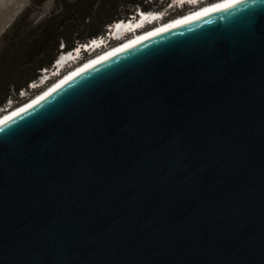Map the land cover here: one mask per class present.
I'll return each mask as SVG.
<instances>
[{
  "label": "water",
  "instance_id": "95a60500",
  "mask_svg": "<svg viewBox=\"0 0 264 264\" xmlns=\"http://www.w3.org/2000/svg\"><path fill=\"white\" fill-rule=\"evenodd\" d=\"M229 5L0 121V264H264V0Z\"/></svg>",
  "mask_w": 264,
  "mask_h": 264
},
{
  "label": "trees",
  "instance_id": "16d2710c",
  "mask_svg": "<svg viewBox=\"0 0 264 264\" xmlns=\"http://www.w3.org/2000/svg\"><path fill=\"white\" fill-rule=\"evenodd\" d=\"M170 1L162 0L160 7L156 8L158 11L153 12L165 10ZM158 2L159 0H151L150 3L148 0H76L67 10L68 14L60 20L59 17H50L42 31L26 37H22V32H19L22 19L19 18L3 36L4 42H8L10 47L0 55V111L4 112L8 102L14 106L27 97L19 98L21 94L28 92L29 84L36 82L43 70L51 69L57 60L56 55L61 53V47L71 51L92 39L105 37L108 26L114 22L126 21L130 16L135 18L139 10L152 12L155 10L152 5ZM30 93L33 92H28Z\"/></svg>",
  "mask_w": 264,
  "mask_h": 264
},
{
  "label": "bare ground",
  "instance_id": "6f19581e",
  "mask_svg": "<svg viewBox=\"0 0 264 264\" xmlns=\"http://www.w3.org/2000/svg\"><path fill=\"white\" fill-rule=\"evenodd\" d=\"M237 1V0H216L214 2H207V0H173L172 6L177 5L179 9H182L184 6H189L194 8L189 13H186L185 15L179 16L175 19L168 20L163 22V15L160 12H143L141 11L140 15H138L135 18H130L126 21H120L121 23L117 22V26L115 28H112L109 34V38L115 39L119 44L114 46L113 48L93 56L91 60L98 59L101 57H106L110 55L111 53H114V51H118L119 49H122L123 47H126L127 45L136 42L138 40L144 39L145 37H148L149 35H153L159 31H162L163 29H167L168 27H171L173 25H176L178 23H181L182 21H186L188 19L198 17L208 11H212L217 5H229L230 3ZM206 2V3H205ZM205 3V4H204ZM162 19V21H161ZM153 26L148 29V27ZM99 43H93L89 46V44L86 45V48L79 49L78 51L71 52L70 54L64 52V56H60L59 59L55 61L56 64L53 68L52 73H46V75L50 76V78H53L54 76H57V73L55 71L58 69L59 71H62V69L67 66L68 64L72 63L77 59V55L79 52L83 50H97ZM124 45V46H123ZM119 47V48H118ZM116 49V50H115ZM118 49V50H117ZM114 50V51H113ZM108 52V53H107ZM107 53V54H106ZM103 55V56H101ZM101 56V57H100ZM83 64H78L73 69L69 71V73L74 72L76 68H80ZM87 65V64H86ZM85 66V65H84ZM68 74V73H67ZM66 74V75H67ZM64 75L60 76L57 80H55L53 83H51L47 88L42 90L40 93H38L35 97L27 100L24 104H21L17 107H12L10 109H5L4 113L0 115V121L6 119L7 117H10L11 115L21 111L22 109L27 107L28 104L33 102L35 99H37L40 95L44 94L47 89H50L51 85H55L57 82H59L61 79H63ZM37 85V88H41L42 84ZM7 110V111H6ZM10 115V116H9Z\"/></svg>",
  "mask_w": 264,
  "mask_h": 264
},
{
  "label": "rangeland",
  "instance_id": "374dc122",
  "mask_svg": "<svg viewBox=\"0 0 264 264\" xmlns=\"http://www.w3.org/2000/svg\"><path fill=\"white\" fill-rule=\"evenodd\" d=\"M150 1L151 0H148L149 3H150ZM213 1H215V0H210L209 2H213ZM75 2H76V0H6V5L3 6V8H2L3 10L2 11L0 10V20L9 16L10 11L7 9V7H11V8L19 7L18 15H17L16 19L13 21L12 25L19 18H22L18 29H19V32H22V37H26V36L32 35L34 33H39L40 31H42L47 26L46 21L50 17H59L58 20H60L62 18V16H65L66 14H68V11L71 8V5L74 4ZM161 2H162V0H159L158 3H155L154 5H152V7L155 9L152 11H158V10H156V8L160 7ZM164 9L165 10H160L159 12H162V11L165 12L166 15L169 17L168 20L169 19L172 20V19H175L179 16L185 15L186 12L192 10L193 8L189 7V6H184L182 9H179L177 7V5L174 4V6H167ZM151 27H153V26L148 27V29ZM9 28L0 31V55L9 46L8 42L6 43L3 40V36L6 34V32L8 31ZM117 44H119V43L118 42H116L115 44L112 42L110 43V45H115V46ZM59 55H60V53L56 55L55 60L58 58ZM95 55H97V53H94L93 56H95ZM52 68H53V65H52L51 69L46 70L47 72H44V70H43L42 74L39 77L40 80H42L43 77L48 76V75H46V73L52 72L53 71ZM71 69H69V70H71ZM53 78L51 79V83H53L55 80H57L58 77H56L54 79ZM40 80L38 82H36V85L40 84L39 83ZM47 84L48 85L45 84L41 88L39 87L38 89L32 91L33 93L28 94V92H30V90H28V92H24L23 94H21L19 96V98H22L23 96H27V97L25 99H23V101L19 102L18 104L14 105V106L11 105V106L15 107L18 105L20 106L22 103L24 104L27 100L35 97L38 93H40L42 90L47 88V86L50 85L49 82ZM3 113H4L3 110H1L0 115Z\"/></svg>",
  "mask_w": 264,
  "mask_h": 264
},
{
  "label": "clouds",
  "instance_id": "9594fccd",
  "mask_svg": "<svg viewBox=\"0 0 264 264\" xmlns=\"http://www.w3.org/2000/svg\"><path fill=\"white\" fill-rule=\"evenodd\" d=\"M209 1H210V0H207V2H209ZM215 1H216V0H215ZM213 2H214V1H213ZM205 3H206V2H205ZM205 3H204V4H205ZM172 4H173V0H172L171 3L169 4V6H172ZM193 9H194V8H193ZM193 9H192V10H193ZM192 10H190V11H192ZM138 12H141V11L139 10ZM188 12H189V11H188ZM188 12H186V13H188ZM161 13L164 14L165 12H161ZM137 15H139V14H137ZM137 15H136V16H137ZM132 17H133V16H130V18H132ZM134 17H135V16H134ZM169 20H170V19H169ZM161 21H162V19H161ZM165 21H168V17L163 15V22H165ZM109 33H110V32H108L107 34H109ZM107 34H106V35H107ZM106 35H105V37L95 38V40H97V39H99V40H105V39H107ZM90 41H91V40H90ZM87 44H89V42H88ZM87 44H85V45H87ZM79 46H82V45H79ZM79 46H77L76 48H78ZM76 48H75V49H76ZM75 49H74V50H75ZM61 50H64V51H65L66 53H68V54H70L69 52L73 51V50H71V51H66V50L64 49V47H61ZM55 63H56V62L53 63V68H54V64H55ZM53 68H52V69H53ZM36 82H38V80H37ZM36 82H33L34 84L31 85V86H30V84H32V83L29 84V90H30V91H31V90L34 91V89H31V88H32V86L36 85ZM7 108L10 109V108H12V106H11V107H8V106H7ZM7 108H6V109H7Z\"/></svg>",
  "mask_w": 264,
  "mask_h": 264
},
{
  "label": "built area",
  "instance_id": "2783aa9c",
  "mask_svg": "<svg viewBox=\"0 0 264 264\" xmlns=\"http://www.w3.org/2000/svg\"><path fill=\"white\" fill-rule=\"evenodd\" d=\"M164 16H167L166 13H164ZM121 21L123 22L125 20H121ZM119 23H121V22H119ZM118 24H117V22H114L111 26H108L107 32H110L112 30V28H115ZM93 43H96L95 39H92L91 41H89V45H92ZM64 52H65L64 50H61V53L58 56V59L60 56H62V55L64 56ZM31 91H33V90H31ZM11 105H12V103L8 102V107H11Z\"/></svg>",
  "mask_w": 264,
  "mask_h": 264
},
{
  "label": "snow or ice",
  "instance_id": "6c2138e0",
  "mask_svg": "<svg viewBox=\"0 0 264 264\" xmlns=\"http://www.w3.org/2000/svg\"><path fill=\"white\" fill-rule=\"evenodd\" d=\"M232 5H217L215 6L216 10H220L222 7H231Z\"/></svg>",
  "mask_w": 264,
  "mask_h": 264
}]
</instances>
